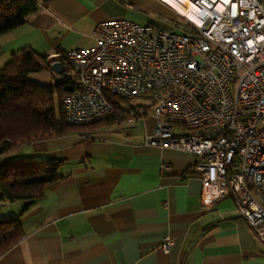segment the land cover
I'll list each match as a JSON object with an SVG mask.
<instances>
[{"label": "crops", "instance_id": "obj_1", "mask_svg": "<svg viewBox=\"0 0 264 264\" xmlns=\"http://www.w3.org/2000/svg\"><path fill=\"white\" fill-rule=\"evenodd\" d=\"M37 1L26 23L0 35V51L28 46L59 60L93 45L99 21L173 27L144 12L141 0ZM55 76L51 70L29 79L51 83ZM154 125L152 113L131 123L103 120L1 153L0 168L20 158L60 159L61 178L33 199L2 200L0 192V220L17 218L24 232L0 264H264V242L230 199L202 208L201 180L189 171L195 156L144 144Z\"/></svg>", "mask_w": 264, "mask_h": 264}, {"label": "built area", "instance_id": "obj_2", "mask_svg": "<svg viewBox=\"0 0 264 264\" xmlns=\"http://www.w3.org/2000/svg\"><path fill=\"white\" fill-rule=\"evenodd\" d=\"M158 1L177 15L172 28L103 20L93 45L66 52L65 119L87 125L123 111L131 123L152 113L144 144L194 155L202 208L230 199L264 242V0H172L190 3L193 16ZM108 95L142 100L124 108Z\"/></svg>", "mask_w": 264, "mask_h": 264}, {"label": "trees", "instance_id": "obj_3", "mask_svg": "<svg viewBox=\"0 0 264 264\" xmlns=\"http://www.w3.org/2000/svg\"><path fill=\"white\" fill-rule=\"evenodd\" d=\"M37 10V0H0V35L26 23ZM58 58L63 72L58 81L49 84L33 81L29 75L51 71L50 63L54 58L28 46L12 51L9 60L0 68V154L31 140L65 134L96 123L78 125L66 121L62 97L70 90L71 66L66 53H61ZM107 98L118 107L131 104L115 95ZM123 119H127V114L120 111L97 122ZM60 162L57 158H20L8 162L0 168L1 199L42 196L47 184L61 178L57 173ZM23 235L17 218L0 220V254L15 245Z\"/></svg>", "mask_w": 264, "mask_h": 264}, {"label": "rangeland", "instance_id": "obj_4", "mask_svg": "<svg viewBox=\"0 0 264 264\" xmlns=\"http://www.w3.org/2000/svg\"><path fill=\"white\" fill-rule=\"evenodd\" d=\"M141 8L144 12L148 13L150 16H152L155 19H160L163 22H166V24L174 26V24L177 21V15L175 12L165 5L164 3L158 1V0H141L140 1ZM5 37V36H4ZM3 37V38H4ZM0 38V43L4 42V39ZM7 48V49H6ZM4 51H0V68L3 66L5 62H7L10 58V50H8L7 45H3ZM7 50V51H6ZM56 79L52 80L51 83H54L60 79V75L56 74ZM48 82V81H47ZM48 83H42V84H49ZM142 99H135L131 102V104H138ZM57 109V106H56Z\"/></svg>", "mask_w": 264, "mask_h": 264}, {"label": "bare ground", "instance_id": "obj_5", "mask_svg": "<svg viewBox=\"0 0 264 264\" xmlns=\"http://www.w3.org/2000/svg\"><path fill=\"white\" fill-rule=\"evenodd\" d=\"M172 1V0H169ZM172 3H174V5H176V7L182 11L183 13H186L188 15H194L196 12V9L190 4V3H184V4H178L174 1H172Z\"/></svg>", "mask_w": 264, "mask_h": 264}, {"label": "water", "instance_id": "obj_6", "mask_svg": "<svg viewBox=\"0 0 264 264\" xmlns=\"http://www.w3.org/2000/svg\"><path fill=\"white\" fill-rule=\"evenodd\" d=\"M50 68L53 72H55L56 74H61L63 72V66L61 61L54 59L51 63H50Z\"/></svg>", "mask_w": 264, "mask_h": 264}]
</instances>
